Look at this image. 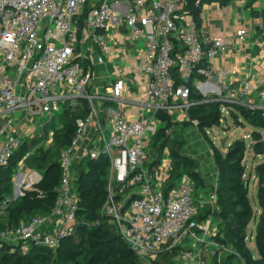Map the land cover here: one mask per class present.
I'll list each match as a JSON object with an SVG mask.
<instances>
[{
    "label": "built area",
    "instance_id": "1",
    "mask_svg": "<svg viewBox=\"0 0 264 264\" xmlns=\"http://www.w3.org/2000/svg\"><path fill=\"white\" fill-rule=\"evenodd\" d=\"M189 1L0 0V167L9 166L28 143L14 168L13 192L0 202V212L43 180L26 160L54 144L60 115H85L76 119L75 134L61 152L62 178L53 208L17 226L0 227V249L22 244L57 250L75 236L82 223L81 168L87 161L105 160L107 197L101 214L141 264H159L162 252L177 247L183 251L180 264H212L189 242H209L212 226L210 220H199L200 209L210 204L220 211L217 185L208 199H197L193 181L184 175L166 191L171 160L166 154L156 165L162 141L154 144L165 117L174 121L178 113L211 102L190 100L192 81L227 74L212 62L226 50L225 39L200 34ZM135 52L139 64L131 69L115 65L102 91L94 90L96 64L105 65L109 56L126 63ZM252 90L247 80L236 86L224 82L217 101L264 110L246 102ZM260 96L264 101V91ZM57 118L59 125L47 129ZM212 245L213 254L233 253L217 240Z\"/></svg>",
    "mask_w": 264,
    "mask_h": 264
},
{
    "label": "trees",
    "instance_id": "2",
    "mask_svg": "<svg viewBox=\"0 0 264 264\" xmlns=\"http://www.w3.org/2000/svg\"><path fill=\"white\" fill-rule=\"evenodd\" d=\"M195 2L196 0H190L188 8L198 21L201 7H197ZM88 9L89 6H87ZM190 88L192 102L204 99L196 92L194 81L191 82ZM220 107L221 102L218 101L196 104L188 109L189 118L196 119L202 128L212 127L220 120ZM238 108L245 120L254 128L264 129V110L258 109L252 113L247 107ZM80 116L85 115L77 112L61 114L62 127L55 130L54 144L47 150H39L26 160L29 168L42 173L43 180L36 186V190L29 192L8 207L9 222L7 224L0 215V227L17 226L21 220L45 215L51 211L57 199L58 187L62 178L59 158L62 150L69 146L76 131V119ZM165 119L167 122L171 121V117H165ZM165 129H161L155 136V145L162 141L160 154L165 148H169L170 151V178L165 184V190L169 191L176 186L184 175L191 178L195 188L205 187L196 159L182 154L183 141L170 136L166 137ZM245 148V142H236L230 146L224 158L217 148L214 149L216 162L221 168L217 188L220 211L216 212L217 218L221 219V229L216 239L222 245L231 246L233 249L231 255L234 254L231 258L238 259L240 263L264 264V164L258 167L260 180L258 199L261 212L256 225L255 237L259 257L255 258L252 251L246 247L247 225L250 221L249 216L250 218L253 216V207L248 197V189H245L243 185H235L237 176L244 173L242 161ZM27 151L28 143L25 141L15 153L9 166L0 167V202L12 194L14 168ZM235 158L236 161H232ZM106 167L107 162L101 160L87 161L81 168L79 176L81 202L78 217L82 223L77 234L63 240L56 250L70 259L64 258L60 262H55L51 254L53 250L31 245L29 254H32L33 259L24 255L22 247L19 246L16 253H5L4 249H0V264H141L129 244L116 230L115 225L101 214L107 197ZM226 180L230 181L229 185H226ZM205 207L209 208L208 205ZM209 211L213 212L210 209ZM202 219L204 220V217L200 215L199 220L202 221ZM175 256H177V250L163 254V259L159 264H169V260ZM214 260V264H218L217 255L214 256Z\"/></svg>",
    "mask_w": 264,
    "mask_h": 264
},
{
    "label": "crops",
    "instance_id": "3",
    "mask_svg": "<svg viewBox=\"0 0 264 264\" xmlns=\"http://www.w3.org/2000/svg\"><path fill=\"white\" fill-rule=\"evenodd\" d=\"M214 2L215 3L206 2L200 8L198 17L199 32L202 36L220 35L225 39L226 50L224 53L215 57L212 62L215 68L225 70L227 71V74L222 78L219 77L218 74H215L212 78H196L194 80L196 92L204 98L203 101H212L213 99L217 101V99L221 97L220 92L223 91L224 82L232 86H236L239 81L247 80L249 84L253 86V90L252 94L246 98V102L257 103L258 105L264 106V101L260 96V92L264 91V0H215ZM242 29L246 31V34L243 36L238 34V31ZM144 46L145 41L139 45L140 48H143ZM99 53L102 54V51H99ZM130 54H132V57L135 58L134 56L136 52ZM133 58L125 63L119 62L118 60L114 61L112 56H109L107 57L105 65L102 66V64H96L94 68L98 77L94 82V90L102 91V84L105 83L104 77H108L110 75L109 72H112L115 65L131 69L135 65L139 64L138 59L135 58V60H133ZM200 103L203 104L202 102ZM234 106L237 108L246 107L241 105ZM172 118L174 120L172 121L171 119L172 122H178L177 120H187L189 119V114L188 111H184L178 113ZM192 122L194 125L198 123L197 120H193ZM61 127L62 125H60L57 129ZM162 128L164 129V125ZM197 129L198 127L187 129L188 133H186L185 136L186 146L184 145V148L188 147L191 149L192 154L190 156L196 159L197 164L199 165V171L202 173L204 179V186L215 188V185H217L218 188V164L214 159V153L210 150V147L207 145V149L212 151V156H209L210 153L208 150L202 146L201 137L195 131ZM193 146H197V148H200L204 152H202V154H196L192 150ZM166 154H169L170 158L169 148L164 149L163 156ZM207 157L209 159L212 158V161L210 162ZM160 161L161 160H158L156 165L159 164ZM207 169H209V171ZM200 198L206 199L207 197L202 195ZM207 205L211 207V211H215L213 210V206L210 204ZM209 220L212 226V232H210L208 237H206L209 239V242H189V245L192 248L196 247L202 250L204 257L208 256L209 252L215 250L212 245V241H216L218 239L213 238L215 236L214 230L217 228L219 232L221 229V222L218 223L219 218L213 216L202 221ZM249 246L254 257L258 258L259 252L256 243L253 247H251V243ZM177 248L162 252L160 254V261L163 259V254L172 252ZM178 249L182 250V248ZM217 254L219 258L224 260L223 262L219 260L220 264H224V262L227 261V258H225L227 253L218 251ZM172 260L173 259L169 260L170 262L168 263L171 264Z\"/></svg>",
    "mask_w": 264,
    "mask_h": 264
},
{
    "label": "rangeland",
    "instance_id": "4",
    "mask_svg": "<svg viewBox=\"0 0 264 264\" xmlns=\"http://www.w3.org/2000/svg\"><path fill=\"white\" fill-rule=\"evenodd\" d=\"M215 3V0H207L206 2ZM205 2V3H206ZM142 44V42H141ZM211 102H217V101H211ZM220 102V101H218ZM221 110H220V120L219 122L209 128H202L199 126V123H196L195 126L193 124V119H187V120H177L178 122H166L164 124V129L167 128L170 130V137L171 138H178L179 140L183 141V147H182V154L191 157L190 155L192 154L191 149L188 147L184 148V145L186 146L185 143V136L188 128H196L198 127V131L196 133L201 137L202 141V146L208 150L207 145L210 147V150L213 151L214 153V159L216 160L215 156V148L218 149L222 157L224 158L227 156V153L229 151L230 146H232L234 143L243 141L245 142L246 148H245V154H244V159L242 161V168H243V174L240 176H237L235 185H243L245 187V184L247 183V189H248V197L250 200V203L253 207V216L250 218L249 216V222L247 225V235H248V240L246 241V247L250 249L249 244L251 243V247H253L256 243L255 237H256V225L257 221L260 216V205H259V199H258V192H259V187H260V180L258 177V167L264 164V129L259 128L256 129L254 128L245 118L242 116L241 111L239 108H237L234 105H227L222 103L221 104ZM176 118V117H175ZM196 119H194L195 121ZM59 125V119L53 120L51 124L47 126V129L49 127H54ZM191 126V127H190ZM165 129V131L167 130ZM190 130V129H189ZM258 131V132H256ZM257 133V134H256ZM37 145V143L35 144ZM193 152L196 154H202L204 152L200 148H197V146L192 147ZM208 150L210 153L209 156H212V151ZM163 157V153L160 155V158ZM210 162L212 161V158H208ZM161 160V159H159ZM232 161H236V158L233 159ZM205 166V164H204ZM219 166V174L221 171L220 165ZM209 167V166H208ZM211 168V167H210ZM216 169V171H217ZM209 171V169H207ZM218 174V176H219ZM230 181L226 180V185H229ZM214 190V188L211 187H203V188H195L194 189V196L195 198H200L202 195H205L208 199L210 196V193ZM207 204L204 205L201 209V217H204V219H207L208 217H217L216 211L210 212L209 209L211 208L209 206L208 209H206ZM9 212L2 211L0 212V215L2 216L1 218L5 220V223L7 224L9 222ZM203 220V219H202ZM218 232V231H217ZM220 233V232H218ZM213 238H217V236H214ZM249 243V244H248ZM22 247L23 254L26 255L27 257H30V259H33V257L29 254L30 253V245H19ZM19 246H8L5 247L3 252L5 253H11L17 252V249ZM52 250V249H51ZM177 250V256L172 258L173 260L171 261L172 264H180L181 262V257L183 254V251L179 250L178 248L175 249ZM251 250V249H250ZM52 256L55 260V262H60L61 259L66 258L67 260L70 259V257H65L62 256L59 251L53 250L52 251ZM216 254H213L209 252V257L205 256L204 259L207 262H211L214 264V256ZM218 255V254H217ZM234 255V254H232ZM231 254H227L225 258H227V261L224 262V264H243L240 263L238 259L231 258ZM259 255V254H258ZM75 260L77 258L73 257ZM73 259V260H74ZM220 261H224L223 259L219 258L217 256L216 262L220 264ZM245 260V259H244ZM243 261V260H242Z\"/></svg>",
    "mask_w": 264,
    "mask_h": 264
},
{
    "label": "water",
    "instance_id": "5",
    "mask_svg": "<svg viewBox=\"0 0 264 264\" xmlns=\"http://www.w3.org/2000/svg\"><path fill=\"white\" fill-rule=\"evenodd\" d=\"M205 103H207V102H203V104H205ZM251 111H252V113L256 112V110H251ZM245 189H247V183L245 184Z\"/></svg>",
    "mask_w": 264,
    "mask_h": 264
}]
</instances>
